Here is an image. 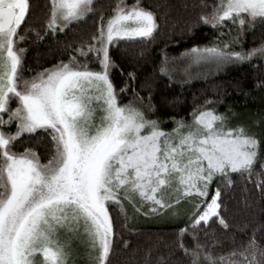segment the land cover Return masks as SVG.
Returning a JSON list of instances; mask_svg holds the SVG:
<instances>
[{
  "label": "snow or ice",
  "instance_id": "obj_1",
  "mask_svg": "<svg viewBox=\"0 0 264 264\" xmlns=\"http://www.w3.org/2000/svg\"><path fill=\"white\" fill-rule=\"evenodd\" d=\"M203 7L211 11L200 23L231 26L229 34L235 27L237 33L222 46L192 48L185 54L189 68L264 57V45L234 47L246 28L264 27V0H216ZM48 8L50 33L95 14L94 0H49ZM30 11V0H0V264H70L71 239L81 227L91 264H108L114 236L110 205L127 217L125 202L137 213L145 203L151 213H159L195 201L189 217L193 229L213 217L228 228L220 215L222 192L219 187L210 191L215 179L230 185L234 173L255 176L253 183L264 190V138L248 127L231 126L228 116L208 107L213 101L194 110L190 123L173 118L171 131L149 118L156 111L151 97L146 106L137 93L134 101L120 102L129 85L117 92L110 46L150 39L158 28L154 13L140 0L131 6L119 0L110 16H100L91 42L75 50L85 58L93 54L99 70L73 55L28 79L23 74L26 49L19 45ZM169 72L165 56L161 73ZM13 124L14 133L5 130ZM40 130L53 146L46 163L32 148L14 150L21 137ZM187 232L181 228L180 236ZM62 234L71 235L62 239ZM255 236L226 255L199 242L189 249L181 240L179 247L191 264H264V245Z\"/></svg>",
  "mask_w": 264,
  "mask_h": 264
},
{
  "label": "trees",
  "instance_id": "obj_2",
  "mask_svg": "<svg viewBox=\"0 0 264 264\" xmlns=\"http://www.w3.org/2000/svg\"><path fill=\"white\" fill-rule=\"evenodd\" d=\"M119 0H96L95 14H90L83 21L74 23L63 32H47L49 0H30V16L22 25L21 35L25 40L20 47L24 53V76L31 77L37 72L61 61L67 63L71 56L77 55L76 49L86 47L91 37L97 34L100 16L108 17ZM131 6L136 0H125ZM216 0H140L146 9L152 11L158 24L150 39L121 40L112 46L110 56L116 65L111 72V79L117 92L129 85L126 93L120 94V102L127 104L134 101V93L143 98V105L149 103L156 111L149 113V118L163 121L162 125L171 127L172 119L184 118L191 122V113L208 105L216 107L217 113L241 114L260 109L259 100L264 97V59H257L229 69L227 72L211 76L205 80L182 83L161 73V66L167 56L168 61L176 59L192 48L210 47L222 44L226 28L214 29L200 23V17L208 14ZM39 33V36H37ZM47 33V34H46ZM235 48L251 50L264 45V27L247 29L240 36ZM93 70H99L96 64ZM129 74L134 76V79ZM139 104V101H135ZM15 102L12 103L14 105ZM261 118L258 137L264 138V110L257 113ZM15 132V125L6 128ZM32 148L46 163V157L52 154V144L43 130L33 136L25 134L15 146V151L23 152ZM256 171L260 168L257 165ZM229 185L221 178L214 181L211 192L217 187L222 192L220 215L228 224L224 228L217 217L207 224L202 223L193 229L189 219L179 226H159L136 222L127 213H121L118 206L110 205L109 211L114 222L112 250L108 264H191L190 257L180 249L183 244L189 249L199 242L217 255H226L234 248L247 244L256 234L258 243L264 245V190L251 179L233 174ZM188 228L181 237L180 229Z\"/></svg>",
  "mask_w": 264,
  "mask_h": 264
},
{
  "label": "rangeland",
  "instance_id": "obj_3",
  "mask_svg": "<svg viewBox=\"0 0 264 264\" xmlns=\"http://www.w3.org/2000/svg\"><path fill=\"white\" fill-rule=\"evenodd\" d=\"M95 1L96 0H94V2ZM229 27H224L227 30L225 31L223 41L232 40L237 33V29L235 27H232L231 34H229ZM247 29L250 28H246L243 32L240 33V36H242ZM117 42H115L112 46H114ZM112 46H110L109 53ZM235 46L237 45H234V47ZM235 50L241 51L242 49L235 48ZM185 54L186 53L182 54L180 57L176 59L169 60L170 72L169 75H167L168 77L182 83L205 80L211 76L225 73L229 69L236 67L239 64H244L257 59H264V57H254L251 61H245L242 63L241 62L226 63L221 65H217L214 63H203L200 65H192L189 68L188 66L190 62L188 58L185 56ZM75 56L77 57V60H79L81 63H88L92 69L97 64L94 60L93 54H89L88 58L81 57L78 54ZM185 69H188L187 73L185 72ZM35 75L36 74H33L28 79H31ZM16 106H17L16 103L14 105L12 104L10 105V107L12 108H15ZM259 106L260 109L264 110V97L260 98ZM214 108L216 110V107ZM260 109H258V111L255 112L254 111L251 112V110H247L242 112L241 114H231V115L225 113H218V114H224L228 116L231 126H245L250 128L253 132L257 133V135H259L258 132L260 131L261 118L259 117V115H257V113L260 112ZM5 119H7L6 115H5ZM161 126L165 131H171V129L174 127V124L171 127H165L164 125ZM218 178L220 177H217L216 179ZM194 202L195 201L189 202L185 200L182 201L180 205H177L175 209L161 210L159 213H151L149 211L150 205L147 203L143 204L141 211L137 213L130 205H127V203L125 202V210L126 212H128L129 215H131L133 220L134 219L136 220L137 223L144 222V224L149 223L150 225L179 226L180 224L182 225L183 223H185L186 219H189V217L191 216ZM137 206H140L139 202ZM69 235L71 234H62V239L66 238ZM71 246H72V256L70 258V264H91L89 260V253L91 249L88 244V236L85 233L83 227H81L79 233L71 239Z\"/></svg>",
  "mask_w": 264,
  "mask_h": 264
}]
</instances>
